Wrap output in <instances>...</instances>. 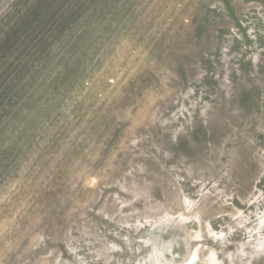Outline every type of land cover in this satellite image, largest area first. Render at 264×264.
<instances>
[{
  "label": "rangeland",
  "instance_id": "374dc122",
  "mask_svg": "<svg viewBox=\"0 0 264 264\" xmlns=\"http://www.w3.org/2000/svg\"><path fill=\"white\" fill-rule=\"evenodd\" d=\"M0 264H264V0H0Z\"/></svg>",
  "mask_w": 264,
  "mask_h": 264
}]
</instances>
